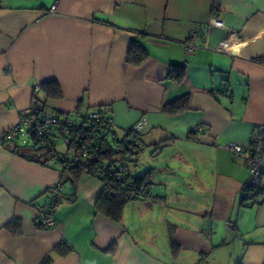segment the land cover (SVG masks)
<instances>
[{
  "label": "crops",
  "instance_id": "obj_1",
  "mask_svg": "<svg viewBox=\"0 0 264 264\" xmlns=\"http://www.w3.org/2000/svg\"><path fill=\"white\" fill-rule=\"evenodd\" d=\"M212 3L1 1L0 139L35 94L56 114L107 109L117 137H139L129 166L134 177L149 172L152 191L113 222L95 210L98 179L61 182L44 151L33 163L0 143V264H264V196L243 198L248 170L225 149L248 153L264 125V0H219L215 17ZM133 44L145 55L137 64L127 62ZM49 81L56 98L41 89ZM184 97L182 113L162 110ZM58 184L54 226L38 229L35 205Z\"/></svg>",
  "mask_w": 264,
  "mask_h": 264
},
{
  "label": "built area",
  "instance_id": "obj_2",
  "mask_svg": "<svg viewBox=\"0 0 264 264\" xmlns=\"http://www.w3.org/2000/svg\"><path fill=\"white\" fill-rule=\"evenodd\" d=\"M214 27L221 28L223 23L220 21H210ZM197 37L196 34L190 35ZM186 52H194L195 45L193 43L185 44ZM36 88L34 91H38ZM36 94L34 95L30 107L20 114L18 122L10 127L1 137V144L20 145L23 147H31L42 149V151H52L54 156L46 162V165L51 168L70 169L74 167L77 161V155L80 159L88 157V144L81 140L78 132H86L91 141L101 140L105 137L116 138L114 124L109 112L105 109L88 112V114H79L69 112L64 114H56L41 107L38 103ZM252 137L248 153H245L241 146L233 143H228L225 149L236 158L243 159L245 167L249 173V182L246 192L253 196H264V182H262V155L264 154V125L255 126L252 129ZM101 143V141H99ZM57 144H61L66 153L57 151ZM98 146H95L92 151H97ZM44 149V150H43ZM78 149V150H77ZM117 152L120 148H114ZM131 156L116 163V167L105 169L108 175L114 179L129 183L132 179V173L129 163ZM116 168V170H114ZM136 190V198L143 199L151 194V185L142 184ZM50 202L47 205L36 206L38 218L35 225H39L44 229L54 226V218L52 216L53 206L60 200L61 187L58 184L49 191Z\"/></svg>",
  "mask_w": 264,
  "mask_h": 264
},
{
  "label": "trees",
  "instance_id": "obj_3",
  "mask_svg": "<svg viewBox=\"0 0 264 264\" xmlns=\"http://www.w3.org/2000/svg\"><path fill=\"white\" fill-rule=\"evenodd\" d=\"M0 0V5H1ZM212 16L215 17L219 10V0H212ZM128 63L137 64L144 58L143 52L139 51V47L137 45H131L130 49H128ZM260 62H264V60L260 59ZM182 68L178 70H173L172 77L175 80H178L181 76ZM41 89L46 91L47 98H56L59 96L58 86L55 82H46L41 85ZM42 90V91H43ZM39 105L41 107H45L46 103L39 100ZM188 106V100L186 97L177 99L171 103L166 104V106L162 109L164 112L175 115L178 113H182L186 110ZM107 110V109H106ZM76 113H80L79 110ZM80 136L81 140L88 144L87 149L89 151L88 157L85 159H80V156L77 155V161L74 167L70 169L65 168H56L60 172L61 182L69 181L71 183H76L82 175H90L96 179H98L102 183V191L98 196L97 203L95 205V210L97 213H101L105 217L109 218L113 222H119L122 216V207L126 204L135 201L136 198V190L140 185L147 184L150 185L149 182V172H147L146 176L143 177H134L132 175V179L129 183L120 180V182L113 177L108 175V172H105V169H112L116 167V163L119 161H124L127 157L138 156L141 152L139 148V137L134 135V133L130 130L126 132L123 137L119 138H109L105 137L101 140H93L89 138L86 132L80 131L77 133ZM101 141V143H99ZM95 146H98L97 151H92ZM120 148V151L117 152L114 148ZM36 150V149H34ZM78 150V149H77ZM45 152V151H44ZM13 154L31 162L39 163V159L32 155V153L26 150V147L20 145H14V149L12 151ZM54 156L53 152L46 151L44 154L43 164L46 165V162ZM55 169V168H54ZM116 170V168H114ZM60 182V183H61ZM243 198L247 199L249 194L246 192V188L242 190ZM251 198H254L255 196ZM55 206H53L54 209ZM12 224V223H11ZM7 225V228L14 229L15 225ZM15 224V223H14ZM35 225V224H34ZM14 226V227H13ZM38 229H44L43 227L36 225ZM57 250H62L61 246L56 247ZM65 250V249H64ZM62 252V251H61Z\"/></svg>",
  "mask_w": 264,
  "mask_h": 264
},
{
  "label": "rangeland",
  "instance_id": "obj_4",
  "mask_svg": "<svg viewBox=\"0 0 264 264\" xmlns=\"http://www.w3.org/2000/svg\"><path fill=\"white\" fill-rule=\"evenodd\" d=\"M57 146V151L58 152H60V153H66V151H64V148H63V146L61 145V144H57L56 145ZM35 148H26V150H28V151H30V152H41L42 151V149H36V150H34ZM153 148L151 147V146H149V147H147L146 149H145V151H143V154H144V157H140L141 159V164L138 166L139 167V169H138V171H139V173H141V172H144V170H148L149 168V164H150V162H148L150 159H148V152L150 151V150H152ZM44 150V149H43ZM142 154V155H143ZM141 155V156H142ZM148 163H147V162ZM153 163V162H152ZM224 252H228V250H226V251H224Z\"/></svg>",
  "mask_w": 264,
  "mask_h": 264
}]
</instances>
